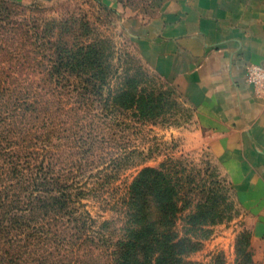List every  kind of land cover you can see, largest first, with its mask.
<instances>
[{
	"label": "trees",
	"instance_id": "1",
	"mask_svg": "<svg viewBox=\"0 0 264 264\" xmlns=\"http://www.w3.org/2000/svg\"><path fill=\"white\" fill-rule=\"evenodd\" d=\"M18 6L0 1V264H200L188 256L224 218L216 184L194 188L170 159L114 188L105 130L158 106L134 84L110 89L116 47L88 20L17 18ZM89 199L119 225L94 218ZM250 245L238 234L235 264H254Z\"/></svg>",
	"mask_w": 264,
	"mask_h": 264
},
{
	"label": "rangeland",
	"instance_id": "2",
	"mask_svg": "<svg viewBox=\"0 0 264 264\" xmlns=\"http://www.w3.org/2000/svg\"><path fill=\"white\" fill-rule=\"evenodd\" d=\"M10 1L20 5L14 9L20 15L17 18L27 16L63 20L74 17L88 20L98 33L107 36L116 47L114 64L121 81L110 89L134 84L132 92L136 91L144 99L150 97L158 106L151 114L125 112L120 115L117 125L112 124L105 130L106 146L117 154L104 157L99 162H107L110 168H116L112 186L122 191L142 168H157L170 159L180 160L181 167L187 170L183 171L195 177L194 188L203 190L211 183L216 184L222 200L220 208L224 211L223 221L208 227V238L198 251L188 256V260L212 264L214 255L222 252L225 264H235V243L242 231L249 232L251 251H254L253 239L254 249L259 254L264 239L254 238L256 216L236 199L228 177L209 148L211 137L204 134L206 130L196 108L168 77L167 61L153 60L148 45L134 39L143 22L155 18L166 0H114V6L103 0ZM113 159L115 164L111 166ZM84 203L97 220H108L114 223L113 226L119 225V221L115 224L117 216L112 210L100 208L92 199ZM182 225L180 218L177 229L181 230ZM254 264L262 263L257 261Z\"/></svg>",
	"mask_w": 264,
	"mask_h": 264
},
{
	"label": "crops",
	"instance_id": "3",
	"mask_svg": "<svg viewBox=\"0 0 264 264\" xmlns=\"http://www.w3.org/2000/svg\"><path fill=\"white\" fill-rule=\"evenodd\" d=\"M136 32L153 60L167 61L236 199L256 216L254 238L264 239V96L246 78L264 65V0H166ZM252 244L264 264V241L259 254Z\"/></svg>",
	"mask_w": 264,
	"mask_h": 264
},
{
	"label": "built area",
	"instance_id": "4",
	"mask_svg": "<svg viewBox=\"0 0 264 264\" xmlns=\"http://www.w3.org/2000/svg\"><path fill=\"white\" fill-rule=\"evenodd\" d=\"M247 82L264 96V65H251L246 72Z\"/></svg>",
	"mask_w": 264,
	"mask_h": 264
}]
</instances>
